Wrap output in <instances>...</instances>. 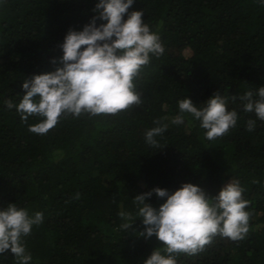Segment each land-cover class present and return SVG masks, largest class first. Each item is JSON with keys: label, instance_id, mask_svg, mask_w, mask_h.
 Masks as SVG:
<instances>
[{"label": "trees", "instance_id": "1", "mask_svg": "<svg viewBox=\"0 0 264 264\" xmlns=\"http://www.w3.org/2000/svg\"><path fill=\"white\" fill-rule=\"evenodd\" d=\"M97 3L0 0V211L16 204L43 213L23 238L30 264H144L163 245L138 235L137 195L191 183L214 197L230 180L250 202L248 234L217 235L196 255L178 254V264H264V121L239 99L264 87V0H134L128 11L144 13L165 49L133 81L142 103L117 115H62L47 134L29 131L41 118L22 121L4 101L18 105L26 80L62 66L59 45L91 22ZM216 92L238 97L228 104L238 120L227 134L209 141L187 113L173 123L179 101L201 108ZM164 124L154 137L160 147L149 145L146 133ZM164 202L155 194L146 201L157 209ZM122 211L136 218L127 231ZM0 264L16 260L5 253Z\"/></svg>", "mask_w": 264, "mask_h": 264}, {"label": "clouds", "instance_id": "2", "mask_svg": "<svg viewBox=\"0 0 264 264\" xmlns=\"http://www.w3.org/2000/svg\"><path fill=\"white\" fill-rule=\"evenodd\" d=\"M133 4L134 0H99L91 22L82 31L70 29L59 45L63 52L59 61L62 66L26 80L22 85L26 93L22 100L17 105L6 99V108H15L25 122L30 116L40 117L41 122L30 126L29 131L44 135L57 125L62 115L71 114L75 118L85 114L117 115L139 106L141 95L133 81L150 64V54L159 58L165 49L160 37L143 21L144 13L128 11ZM97 20L106 23L97 26ZM237 99L235 95L222 96L216 92L204 107L198 108L185 98L179 101L180 115L173 123H183L184 113L190 114L201 122L206 139L214 140L236 126L238 114L230 111L228 104ZM239 99L244 102L246 113H254L264 121V87L255 93L247 91ZM154 123L159 125L160 121ZM255 127V120L247 121V131H254ZM166 130V124L149 130L146 142L160 147L154 137ZM243 191L238 180H230L214 197L191 183L183 184L173 194L155 188L137 195L133 202L138 206L137 215L144 226L138 235L145 239L156 236L163 245L144 264H178V254L196 255L217 235L232 241L243 240L249 232L251 215L245 210L250 202L243 198ZM153 194L158 199L166 198L158 209L146 203ZM119 216L125 221L121 225L125 231L136 220L131 213L123 211ZM42 222L43 213L29 216L16 204L0 211V256L10 252L16 264H30L32 257L23 238L31 234L34 225Z\"/></svg>", "mask_w": 264, "mask_h": 264}, {"label": "rangeland", "instance_id": "3", "mask_svg": "<svg viewBox=\"0 0 264 264\" xmlns=\"http://www.w3.org/2000/svg\"><path fill=\"white\" fill-rule=\"evenodd\" d=\"M186 53H188V52H186ZM186 55H187V54H186ZM226 184H228V182H227Z\"/></svg>", "mask_w": 264, "mask_h": 264}]
</instances>
